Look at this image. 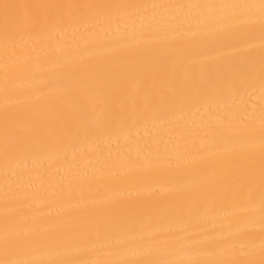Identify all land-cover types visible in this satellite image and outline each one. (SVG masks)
I'll use <instances>...</instances> for the list:
<instances>
[{
    "label": "bare ground",
    "instance_id": "bare-ground-1",
    "mask_svg": "<svg viewBox=\"0 0 264 264\" xmlns=\"http://www.w3.org/2000/svg\"><path fill=\"white\" fill-rule=\"evenodd\" d=\"M0 264H264V0H0Z\"/></svg>",
    "mask_w": 264,
    "mask_h": 264
}]
</instances>
